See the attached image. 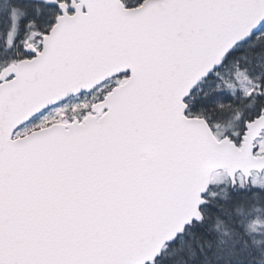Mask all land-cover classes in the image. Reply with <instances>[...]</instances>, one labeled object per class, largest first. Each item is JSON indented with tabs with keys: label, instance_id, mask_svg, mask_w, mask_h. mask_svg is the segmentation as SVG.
<instances>
[{
	"label": "snow or ice",
	"instance_id": "1",
	"mask_svg": "<svg viewBox=\"0 0 264 264\" xmlns=\"http://www.w3.org/2000/svg\"><path fill=\"white\" fill-rule=\"evenodd\" d=\"M0 264H264V0H0Z\"/></svg>",
	"mask_w": 264,
	"mask_h": 264
}]
</instances>
